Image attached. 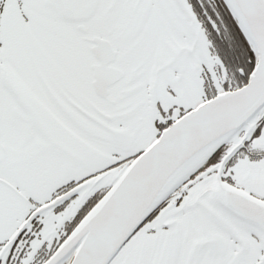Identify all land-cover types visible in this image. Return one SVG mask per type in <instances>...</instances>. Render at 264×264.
<instances>
[{"label":"snow or ice","instance_id":"snow-or-ice-1","mask_svg":"<svg viewBox=\"0 0 264 264\" xmlns=\"http://www.w3.org/2000/svg\"><path fill=\"white\" fill-rule=\"evenodd\" d=\"M0 264H264V0H0Z\"/></svg>","mask_w":264,"mask_h":264}]
</instances>
